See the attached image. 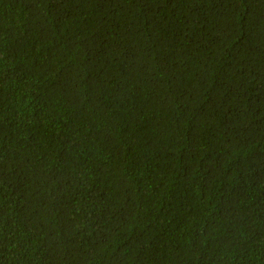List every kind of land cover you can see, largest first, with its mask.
<instances>
[{
    "label": "trees",
    "instance_id": "1",
    "mask_svg": "<svg viewBox=\"0 0 264 264\" xmlns=\"http://www.w3.org/2000/svg\"><path fill=\"white\" fill-rule=\"evenodd\" d=\"M0 264H264V0H0Z\"/></svg>",
    "mask_w": 264,
    "mask_h": 264
}]
</instances>
